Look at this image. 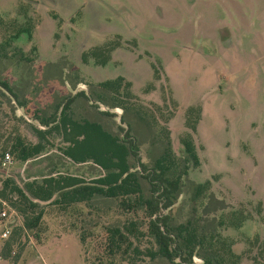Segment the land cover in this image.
I'll list each match as a JSON object with an SVG mask.
<instances>
[{"label": "rangeland", "instance_id": "1", "mask_svg": "<svg viewBox=\"0 0 264 264\" xmlns=\"http://www.w3.org/2000/svg\"><path fill=\"white\" fill-rule=\"evenodd\" d=\"M81 89L91 94L96 111L101 106L95 116L83 107L71 113L86 131L82 151H94V121L120 136L129 127L148 164L168 132L182 163L180 137L189 132L199 164L189 165L174 212L181 214L188 204L193 182L208 179L215 197L250 210L225 234L234 252L249 247L261 264L264 0H0V149L12 155L11 163L0 165V183L5 174L24 177L26 166L38 172L46 164L45 157L21 162L12 143L34 139L33 126L42 127L35 115L56 114L67 96L79 100ZM114 104L120 107L107 109ZM55 132L49 151L63 144ZM68 165L73 171L75 164ZM87 165L76 172L90 177L83 172ZM42 211L37 227L24 228L15 264H98L67 212L52 204ZM17 214L7 221L11 231L22 224ZM255 236L258 242L251 245L248 239ZM201 262L194 258V264ZM239 262L251 264L252 258L241 255ZM0 264L9 260L0 257Z\"/></svg>", "mask_w": 264, "mask_h": 264}, {"label": "trees", "instance_id": "2", "mask_svg": "<svg viewBox=\"0 0 264 264\" xmlns=\"http://www.w3.org/2000/svg\"><path fill=\"white\" fill-rule=\"evenodd\" d=\"M72 99L68 97L60 104L56 114L35 115L42 126H33L37 141L17 137L12 143L11 150L21 162L41 157L48 160L38 172L26 166L24 177L2 176L0 198L18 211L22 224L13 226L2 239L0 257L9 264L19 261L24 228L37 227L43 206L52 204L72 218V226L98 264H194L195 257L202 260L200 264H240L241 255L250 256L251 264H259L258 255H252L249 247L244 253L234 252L233 239L225 234L227 226H240L249 218L250 210L215 197L208 179L193 182L188 204L181 214L174 212L189 165L199 164L189 132L180 137L185 152L182 163L171 147L168 132L162 151L148 164L141 160L136 136L129 127L120 136L94 121L89 130L94 151H82L86 131L69 115ZM194 126L190 125L192 129ZM55 131L61 134L63 144L49 151V140L55 144L52 140L58 135ZM4 151L0 149L1 160ZM73 163L70 171L68 164ZM85 163L88 165L83 172L91 175L88 178L76 172ZM248 241L254 245L258 238Z\"/></svg>", "mask_w": 264, "mask_h": 264}, {"label": "built area", "instance_id": "3", "mask_svg": "<svg viewBox=\"0 0 264 264\" xmlns=\"http://www.w3.org/2000/svg\"><path fill=\"white\" fill-rule=\"evenodd\" d=\"M12 151V150H11ZM12 162V155L9 150L4 151V155L1 160V165H7ZM1 208H0V238H6L10 234V224L7 222L10 218L11 212L18 216L17 211L11 208L10 204L6 200L0 198Z\"/></svg>", "mask_w": 264, "mask_h": 264}, {"label": "crops", "instance_id": "4", "mask_svg": "<svg viewBox=\"0 0 264 264\" xmlns=\"http://www.w3.org/2000/svg\"><path fill=\"white\" fill-rule=\"evenodd\" d=\"M82 97H84V101H82L83 100ZM81 98H82V100H81ZM78 107L79 108L83 107V109H85L86 111H90L91 115L93 114L94 116H95V114H100V111H98V110L101 109V107H97L98 109L96 111L94 104L91 103V100L87 99V97H85V96H80L79 100H76V98L74 99V97H73L72 106L70 105L68 108L69 115H71L72 111H76V109L80 110ZM113 107H120V106L117 104H114ZM82 114H84V116L87 117L86 112L82 111ZM88 119L93 120L91 118H88ZM33 136H34V139H31V141L32 142L37 141V135L34 134Z\"/></svg>", "mask_w": 264, "mask_h": 264}, {"label": "flooded vegetation", "instance_id": "5", "mask_svg": "<svg viewBox=\"0 0 264 264\" xmlns=\"http://www.w3.org/2000/svg\"><path fill=\"white\" fill-rule=\"evenodd\" d=\"M4 88V87H3ZM5 89V88H4ZM7 89V88H6ZM10 89V88H9ZM5 92H6V90H5ZM83 93H85L82 89L78 92V93H76V95L75 96H77V95H81V96H85V97H87V99H90L91 100V103H93L94 104V102H95V100L91 97V94H88V95H86V94H83ZM73 94H75V93H73ZM16 97V96H15ZM68 97H70V96H67L66 98H65V100L68 98ZM17 98V97H16ZM71 98H73V96H71ZM99 99H101V98H99ZM72 102H73V99H72ZM71 102V103H72ZM21 105V104H20ZM110 105V104H109ZM69 106H70V104H69ZM97 107H99L98 105H97ZM101 107V106H100ZM107 107V109L109 108V109H111V108H113V105L112 106H106ZM69 108V107H68ZM115 108H117V107H115ZM116 110V109H115ZM118 111V110H117ZM119 112V111H118ZM0 239H3V238H0Z\"/></svg>", "mask_w": 264, "mask_h": 264}]
</instances>
